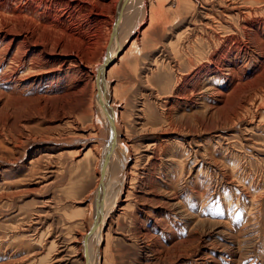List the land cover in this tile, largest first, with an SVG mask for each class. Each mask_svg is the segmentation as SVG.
<instances>
[{
  "label": "rangeland",
  "instance_id": "374dc122",
  "mask_svg": "<svg viewBox=\"0 0 264 264\" xmlns=\"http://www.w3.org/2000/svg\"><path fill=\"white\" fill-rule=\"evenodd\" d=\"M192 5L180 17L166 5L168 23L142 36L144 49L136 61L130 44L122 49V65L111 74L113 86L120 85L116 99L125 97L119 125L127 126L138 158L129 170L131 190L103 227L101 264H264V104L227 128L188 132L168 125L176 79L188 73L183 57L190 49L176 55L177 45L188 43L184 36L191 22L200 35L198 19L204 21L191 17ZM105 17L100 30L83 31L89 38L100 34L97 51L110 28ZM50 59L53 69L35 85L42 95L49 92V81L66 78L67 67L77 69L62 48ZM95 62L85 63L89 76ZM78 77L89 79L84 102H70L60 111L28 110L26 102L36 100L18 101L0 83V264H84L79 241L95 215L98 151L107 138L95 127L94 77ZM159 136L173 148L171 154L145 158V145ZM25 163L32 168L24 170ZM173 197L180 199L176 206Z\"/></svg>",
  "mask_w": 264,
  "mask_h": 264
},
{
  "label": "bare ground",
  "instance_id": "6f19581e",
  "mask_svg": "<svg viewBox=\"0 0 264 264\" xmlns=\"http://www.w3.org/2000/svg\"><path fill=\"white\" fill-rule=\"evenodd\" d=\"M248 1L257 5L244 0H0V83L8 85V93L18 101L36 100L34 103L26 102L24 107H29L28 110L60 111L70 102L76 105L84 102L89 79L81 80L78 77L80 73L88 78L94 77L98 114L95 127L101 130L100 137L105 134L107 139L109 124L106 114L110 113L111 148L108 150L106 145L103 151L98 148L101 202L96 204L94 192L95 227L90 228L91 222L79 241L78 251L84 264H101L103 227L111 221L123 193L129 192L128 176L132 173L129 170L133 168V158L135 161L138 158L127 135V126L119 125L120 108L125 97L116 99L120 85L115 83L113 86L111 79V74L122 65L123 56L119 52L130 44V54L136 61L144 49L142 36L155 31L158 23H168L170 10L166 5L174 6L173 14L180 17L187 13L186 9L190 11L193 4L191 17L203 18L204 21L198 19L200 35L194 34L198 28L191 22L189 25L192 26L184 36L188 43L182 40L177 45L176 55L186 47L190 49L182 60L188 67V73L176 79L174 97L168 105V125L176 130L184 127L188 132L227 128L230 124L239 123L245 115L254 114L264 104V0ZM230 12L235 17L229 18ZM105 16L109 18L110 28L102 50L97 51L100 34L89 38L83 31L100 30L106 21ZM145 22L147 28L143 26ZM55 48L71 54L69 64L77 69L71 72L67 67L66 78L62 76L49 81L46 85L49 92L42 95L35 85L53 69L50 58ZM93 58L96 62L89 76L90 66L85 63ZM178 60V67L184 70ZM83 66H86V71ZM100 72H103V78ZM67 80L70 88L65 83ZM27 82L30 85H26ZM60 90L63 94L54 96L59 101L53 102L55 98L49 100ZM161 138L159 136L145 145V158L171 154L173 148L164 144ZM94 141L97 140L94 138ZM187 145L190 147V142ZM92 146L98 147L95 143ZM193 152L196 153L195 150ZM28 168L25 163L24 170ZM170 201L175 206L180 203L179 197Z\"/></svg>",
  "mask_w": 264,
  "mask_h": 264
},
{
  "label": "water",
  "instance_id": "95a60500",
  "mask_svg": "<svg viewBox=\"0 0 264 264\" xmlns=\"http://www.w3.org/2000/svg\"><path fill=\"white\" fill-rule=\"evenodd\" d=\"M107 67V66H106ZM100 77L101 78H103V72H100ZM106 120H107V123L109 124V136H108V139H107V141H106V146H108L107 147V149L109 150L110 148H111V145L112 144H110V142L112 143V126H111V117H110V113H109V115H108V113L106 114ZM108 150H106V152L108 153ZM101 182L99 181L98 182V185L96 186V189H95V201H96V204L97 205H99L100 204V202H101V195H100V192H101ZM100 189V190H99ZM98 210L99 209H97V212H98ZM97 214V213H96ZM95 220H96V218H94V220H93V223H92V225H91V227L90 228H92V227H95Z\"/></svg>",
  "mask_w": 264,
  "mask_h": 264
}]
</instances>
